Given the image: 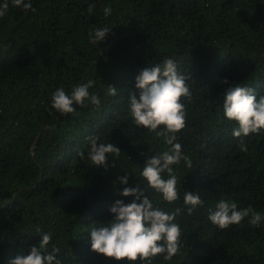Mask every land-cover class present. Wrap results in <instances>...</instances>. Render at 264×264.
Here are the masks:
<instances>
[{
  "label": "trees",
  "instance_id": "obj_1",
  "mask_svg": "<svg viewBox=\"0 0 264 264\" xmlns=\"http://www.w3.org/2000/svg\"><path fill=\"white\" fill-rule=\"evenodd\" d=\"M29 2L24 9L7 0L0 17V264L27 255L43 233L51 234L48 252L58 248L60 264H132L90 245L91 228L112 218L115 201L134 198L120 195L125 186L143 189L154 207L181 209L174 220L179 252L152 264H264V219L252 225L246 217L225 229L208 219L221 200L264 217V130L234 137L237 125L223 113L231 84L264 95V0ZM105 27V38L90 42L89 33ZM166 58L192 93L181 98L186 126L175 134L192 168L183 160L172 165L179 199L171 204L140 175L149 157L170 146L137 127L129 111L135 77ZM88 80L99 107L73 102L63 116L52 107L57 89L70 94ZM109 84L117 95L107 94ZM90 137L121 149L108 154L107 168L88 158ZM126 174L123 185L118 177ZM186 191L204 201L191 215Z\"/></svg>",
  "mask_w": 264,
  "mask_h": 264
},
{
  "label": "clouds",
  "instance_id": "obj_2",
  "mask_svg": "<svg viewBox=\"0 0 264 264\" xmlns=\"http://www.w3.org/2000/svg\"><path fill=\"white\" fill-rule=\"evenodd\" d=\"M12 3L24 9L32 7L25 0H12ZM7 9L8 3L5 0L0 4V17L6 14ZM110 13L111 8L104 9L105 16ZM109 30L105 27L96 29L94 34L89 33L90 42L102 41ZM186 80L187 77L177 71L175 61L166 58L162 63L143 68L135 77L136 90L129 93V111L134 124L154 132L170 146L168 150L149 157L140 173L148 186L161 193L163 200L169 204L179 199L178 180L172 165L183 160L189 169L192 168L191 160L183 153L175 135L186 126V109L181 98H190L192 95ZM94 83L95 81L88 80L73 86L70 94H66L63 88L57 89L52 95V107L62 116L75 110L73 102L83 106L88 101L99 107L100 98L89 93ZM223 83L228 84L226 79ZM117 90L111 84L107 86L108 95H117ZM223 113L237 125L232 132L234 137L258 133L264 130V95L257 99L253 88L231 84L224 89ZM89 139L88 158L96 167L107 168L108 154L119 156L121 152L115 143H98L99 137ZM80 156L83 158L84 153L81 152ZM164 173L168 174L167 179L164 178ZM128 176L126 174L118 177L119 182L127 185ZM118 192L122 196L134 198L128 203L117 199L109 209L112 218L104 225L91 228V250L117 261L127 260L132 264L136 261L140 264H152V260L158 255L163 256L164 260H171L181 247V229L174 223L181 209L167 212L154 207L143 189L138 186H125ZM183 201L190 206L187 209L189 215L196 206L204 203L192 191L184 193ZM246 217H250L249 223L252 225H258L264 219L251 206L238 208L236 202L221 200L216 205V210L209 212L208 219L219 228L225 229L241 223ZM50 241L51 234L43 233L38 245L34 244L27 255L16 256L10 264H60L56 258L59 249L53 248L52 252H48Z\"/></svg>",
  "mask_w": 264,
  "mask_h": 264
}]
</instances>
